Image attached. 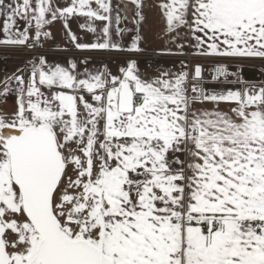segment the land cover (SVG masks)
I'll use <instances>...</instances> for the list:
<instances>
[{
  "label": "snow or ice",
  "instance_id": "obj_1",
  "mask_svg": "<svg viewBox=\"0 0 264 264\" xmlns=\"http://www.w3.org/2000/svg\"><path fill=\"white\" fill-rule=\"evenodd\" d=\"M128 2L133 28L113 0H0V45L43 47L61 22L79 51L140 52L144 3ZM158 7L177 50L160 54H185L190 33L193 55L264 59V0ZM89 63L36 55L0 79V104L15 97L0 110V264H264V84L225 64L211 81L241 87L205 88L185 61L154 76Z\"/></svg>",
  "mask_w": 264,
  "mask_h": 264
},
{
  "label": "crops",
  "instance_id": "obj_2",
  "mask_svg": "<svg viewBox=\"0 0 264 264\" xmlns=\"http://www.w3.org/2000/svg\"><path fill=\"white\" fill-rule=\"evenodd\" d=\"M65 0H58V3L61 6H65L64 4ZM144 7L142 9L143 15L145 16V20L141 24V35L143 37L140 47L144 53H160V50L165 48H172L174 52H176V45L168 42V38L163 35L164 28H165V22L162 17L161 11L158 7L159 0H143ZM119 4L118 0H113V5ZM125 5H127V16L129 17L128 21L125 22L124 27L133 28L134 25L131 23L132 16L134 15V5L128 2V0H125ZM80 18H77L76 20L73 19V24L76 26ZM72 22V21H71ZM57 23L61 30L63 28V25L61 22H54V27H56ZM100 23V22H99ZM22 26V25H21ZM184 29L181 30L183 33ZM134 32H130L127 35H125L121 40V44L124 46V48H127L128 45L131 42V38L134 35ZM78 36H82L84 39V42H92L95 37L93 36H83L79 33ZM53 39L45 42L44 44L46 47L49 48H74V46L69 43L66 39L65 32L60 36L53 35ZM0 38H3V33L0 31ZM176 43L178 44H185V47L183 49V52H194L191 45L194 43L192 40L191 34L189 33L187 36V40L185 41L183 38L180 40H177ZM82 60L78 58H68V57H61V56H53L49 58L50 63H61V64H67L69 60ZM13 60L17 59H0V71L5 75H10L13 72L16 71L17 68H24L22 66L17 67L15 65V62ZM111 61V62H110ZM127 59H106L101 61H96L91 59L88 67L90 69L92 68H102L103 65H107L108 68L111 69L113 74L119 73V68L126 66ZM138 69L141 73L145 74L146 76H154L158 74L159 69H168L173 72H178L181 70V61L179 60H170V59H157V60H136ZM231 65V66H230ZM247 66L246 64H238V63H230L228 64L229 70H238L243 66ZM245 68V67H244ZM83 69V66H81V70ZM247 69L248 73V80L249 81H264V73L261 72V69L253 67V68H245ZM243 69V70H245ZM188 71L190 69L188 68ZM240 71V70H239ZM242 73V72H241ZM27 75V73H26ZM207 77V75L205 76ZM206 83L204 84L205 88L208 89H215V90H221V89H228L227 85L225 86L224 83ZM234 89V86H233ZM196 107H205L208 109H211L214 107L211 103H206L204 105L197 104ZM221 109L227 111L230 107L229 104L222 103L219 106Z\"/></svg>",
  "mask_w": 264,
  "mask_h": 264
},
{
  "label": "built area",
  "instance_id": "obj_3",
  "mask_svg": "<svg viewBox=\"0 0 264 264\" xmlns=\"http://www.w3.org/2000/svg\"><path fill=\"white\" fill-rule=\"evenodd\" d=\"M36 55L44 56H64V57H73V58H84L88 57L90 59L98 60L106 57H124L125 59H140V60H152V59H170V60H179L185 61L188 65L190 63H204L208 64L206 69L211 78L213 74V69L218 64H227V63H238V64H251V65H262L264 64V59L262 58H220V57H202L193 55V53L185 54H160V53H144L136 52L129 53L128 51H115V50H93V51H79L77 49H50L43 47H38L35 50L28 48H17V47H7L0 45V59H21L26 65V62L31 60ZM223 78H221L222 82ZM257 86L264 83H255Z\"/></svg>",
  "mask_w": 264,
  "mask_h": 264
},
{
  "label": "rangeland",
  "instance_id": "obj_4",
  "mask_svg": "<svg viewBox=\"0 0 264 264\" xmlns=\"http://www.w3.org/2000/svg\"><path fill=\"white\" fill-rule=\"evenodd\" d=\"M64 4H65V1H64ZM73 19H77V18H73ZM73 19H72V22H71V28H72V30L74 31V32H76L77 34L79 33L80 35H83V36H93V34L92 33H89V32H86V31H83V30H81L80 28H79V24L80 23H84L85 21H84V19L83 18H80V20L78 21V23H77V25L75 26L74 24H73ZM56 24V27H54V23H53V25L51 26V31H52V33H53V35H55V36H60V35H62L64 32H65V30H61V28H60V26L57 24V23H55ZM101 26V24L99 23V22H97V27H100ZM124 26V24H122L121 25V27H123ZM44 47L45 48H49V47H46V45L44 44ZM72 49H75V48H72ZM51 57H53V56H47L46 58L48 59V61H49V58H51ZM11 59H16V58H11ZM106 59H120V60H122V59H125L124 57H104V58H102V59H99V60H101V62L103 61V60H106ZM152 60H157V59H152ZM13 62H15V65L17 66V67H20L21 66V60L20 59H17V60H13ZM111 62V61H110ZM246 64V63H245ZM247 66H243V67H241L240 66V68L238 69V70H240V73H241V76L243 77V80L244 81H247L248 82V73H246L247 72V69H245V68H253V67H256V68H259V69H261V72H263L264 73V64H262V65H251V64H246ZM22 66H23V64H22ZM231 66V65H230ZM245 67V68H244ZM243 69H245V70H243ZM237 70H229V72H236ZM4 77V74L0 71V79H2ZM231 80H232V77L230 76L229 77V81L230 82H228V83H225L224 82V85L226 86L227 85V87L228 88H233V86H234V88H239V87H241V84H239V83H232L231 82ZM264 82L263 80H259L258 82ZM208 83H210L211 81H207ZM211 83H213V82H211ZM216 83V82H215ZM15 109V97L13 96V97H9V99L7 100V103H5V104H0V110H3V111H5V112H12L13 110Z\"/></svg>",
  "mask_w": 264,
  "mask_h": 264
},
{
  "label": "trees",
  "instance_id": "obj_5",
  "mask_svg": "<svg viewBox=\"0 0 264 264\" xmlns=\"http://www.w3.org/2000/svg\"><path fill=\"white\" fill-rule=\"evenodd\" d=\"M119 1V4L121 5V7L123 8L124 7V5H125V0H118ZM122 15H124L125 13L122 11V13H121ZM124 24V26H125V23H123ZM123 26V27H124Z\"/></svg>",
  "mask_w": 264,
  "mask_h": 264
}]
</instances>
